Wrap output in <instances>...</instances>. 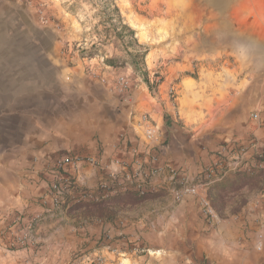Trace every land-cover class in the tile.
Segmentation results:
<instances>
[{
  "label": "crops",
  "instance_id": "obj_1",
  "mask_svg": "<svg viewBox=\"0 0 264 264\" xmlns=\"http://www.w3.org/2000/svg\"><path fill=\"white\" fill-rule=\"evenodd\" d=\"M181 5H196L197 12L184 8L175 20L182 24L158 33L164 40L150 54V66L156 68L160 63L154 60L161 56L165 77L153 92L142 83L125 96L118 80L86 75L68 83L61 105L0 127V229L17 211L42 216L35 247L6 252L0 246V264H71L77 253L89 251L102 252L106 264L120 259L145 264L148 256L134 250L138 243L164 251L172 263L188 255L190 238L214 264H264V190L238 213L220 217L213 210L211 220L201 212V197L183 191L201 182L213 163L240 170L264 166V0H184ZM192 55L218 58L216 71L211 68L208 78L203 76L209 68H201L199 78L182 76L171 97L170 79L190 66ZM145 110L161 128V144L133 127L131 114ZM59 157L74 160L68 171L61 170L74 183L64 209L48 212ZM113 178L155 193L176 195L181 188V195L178 200L171 195L172 202L153 218H121L117 226L106 218H83L77 202H90ZM117 247L125 257L112 250ZM148 259L161 264L157 257Z\"/></svg>",
  "mask_w": 264,
  "mask_h": 264
},
{
  "label": "rangeland",
  "instance_id": "obj_2",
  "mask_svg": "<svg viewBox=\"0 0 264 264\" xmlns=\"http://www.w3.org/2000/svg\"><path fill=\"white\" fill-rule=\"evenodd\" d=\"M165 1L152 4L151 0H0V127L28 112H42L52 105H61L67 98L64 89L68 83L86 75L108 78L113 83L124 78L132 88L144 83L153 92L165 77L161 56L154 60L160 63L156 68L150 66V54L164 40L158 33L173 24H182L175 20L184 8L189 13L197 12L196 5H181L184 0H174L170 5ZM114 6L119 9L121 21L110 17ZM122 25L127 28L121 31ZM136 50L144 53L138 58L137 68L129 55ZM192 57L190 66L170 79L171 97L176 96V85L182 76L199 78L201 68H209L204 69L202 76L211 77L210 70L216 67L218 58ZM111 58L117 66L107 64ZM229 168L224 164L215 168L212 175H207L204 169L201 182L187 184L207 185L193 194L201 197V212L206 219L211 220L212 215L206 211L204 200L216 214L225 217L240 212L250 198H256L264 190L263 166ZM211 179L215 180L207 184ZM171 195L164 190L143 198L125 195L108 201L104 200L105 196L97 195L90 201L93 204L80 205L78 209L83 218H106L117 226L115 221L121 218H153L172 196L176 200L175 194ZM194 242L190 238L188 255L172 263H168L164 251L157 252L151 247L153 253L138 251L137 256L147 255L145 264L152 262L149 257H157L161 264H214ZM262 249L256 247L258 252ZM234 264L255 263L237 260Z\"/></svg>",
  "mask_w": 264,
  "mask_h": 264
},
{
  "label": "built area",
  "instance_id": "obj_3",
  "mask_svg": "<svg viewBox=\"0 0 264 264\" xmlns=\"http://www.w3.org/2000/svg\"><path fill=\"white\" fill-rule=\"evenodd\" d=\"M118 85L124 91L125 96H130L131 91H133L132 86L130 85L129 81L120 78L118 79ZM133 127L136 131H139L143 137L152 143L161 144L162 142V132L160 126L157 122L152 118V115L149 111H140L139 113L133 112L131 114ZM74 164V160L65 157H59L55 162V168L51 175L50 179V188H51V207L47 210L51 212L52 209H61L63 205L65 206L64 196L68 189L71 188V185L74 183L72 177L66 176L65 178L62 175V169L66 168L68 171V167ZM263 166L262 163H257L255 167ZM220 163H213L206 168L207 175L214 174L215 168H219ZM128 181H132L134 177L129 174ZM215 179L209 180V183L214 181ZM114 182L118 184L120 187L125 188L127 186L123 185L122 183H118L117 178H113ZM105 186V185H102ZM207 186L206 184H198L197 186H186L183 191L190 193V194H197L198 190ZM141 193L147 191L146 188H138ZM105 193L102 195H107V191L104 190ZM98 195V194H97ZM97 195H94L97 196ZM181 192L176 193V198L179 199ZM204 205L207 206L206 211L213 215V209L209 206V203L204 200ZM11 219L9 222L0 229V246L3 251L6 252H18L22 250H28L36 245V240L34 237L35 230L37 225L40 222L41 215L37 214H26L25 212H15L11 214ZM103 247H109V244H104ZM112 250H116L117 253L122 254L123 249L115 248ZM134 250L146 252V253H153L154 251L147 246H144L141 243H138L137 246L134 247ZM126 254L123 253V257ZM71 264H106V256L100 251H92V252H80L75 255L72 259ZM117 264H125L123 260H119Z\"/></svg>",
  "mask_w": 264,
  "mask_h": 264
},
{
  "label": "trees",
  "instance_id": "obj_4",
  "mask_svg": "<svg viewBox=\"0 0 264 264\" xmlns=\"http://www.w3.org/2000/svg\"><path fill=\"white\" fill-rule=\"evenodd\" d=\"M110 17L112 19H116L117 21H121V15L119 13V9L117 6H114V9L112 10V13L110 14ZM126 27V25H122V30H124ZM131 34L134 33L133 31H130ZM116 36H120L121 37V34L119 32H116L115 33ZM129 55L131 56L132 58V61L134 62L136 68H137V65L139 63L138 61V58L139 57H142L144 55V53L136 50L134 51V53H129ZM115 60L114 59H107V64L110 65V66H117L115 63ZM264 167V166H263ZM104 190L107 191V195H105V198L104 200L108 201V200H115V199H119L125 195H128V196H133V197H145V196H148V195H155V191H145L143 193H141V191L138 189V188H134V187H131L129 188L128 186L125 187V188H122L120 187L118 184H116V182H112L110 185L106 184L105 186H100L98 188V195H102ZM87 204H93V202H86V203H82L81 205H87Z\"/></svg>",
  "mask_w": 264,
  "mask_h": 264
},
{
  "label": "bare ground",
  "instance_id": "obj_5",
  "mask_svg": "<svg viewBox=\"0 0 264 264\" xmlns=\"http://www.w3.org/2000/svg\"><path fill=\"white\" fill-rule=\"evenodd\" d=\"M154 1H157V0H154Z\"/></svg>",
  "mask_w": 264,
  "mask_h": 264
}]
</instances>
